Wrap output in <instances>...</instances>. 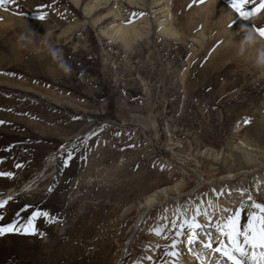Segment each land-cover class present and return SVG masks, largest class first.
<instances>
[{
    "label": "rangeland",
    "instance_id": "obj_1",
    "mask_svg": "<svg viewBox=\"0 0 264 264\" xmlns=\"http://www.w3.org/2000/svg\"><path fill=\"white\" fill-rule=\"evenodd\" d=\"M244 27H264V12L244 21L229 0L0 6V171L16 174L0 178L15 197L0 223L25 224L36 210L54 221L39 217L36 235L0 236V264H114L121 255L119 264H163L180 209L250 206L248 195L264 203V68L255 63L264 38L242 50ZM62 145L75 147L68 167ZM239 147L258 158L246 180L227 177ZM162 189L167 197L147 211ZM165 225L161 236L150 231ZM181 248L191 264L222 259Z\"/></svg>",
    "mask_w": 264,
    "mask_h": 264
},
{
    "label": "snow or ice",
    "instance_id": "obj_2",
    "mask_svg": "<svg viewBox=\"0 0 264 264\" xmlns=\"http://www.w3.org/2000/svg\"><path fill=\"white\" fill-rule=\"evenodd\" d=\"M200 2L203 3L204 0H200ZM9 3H15V0H0V6H6ZM250 5L251 7H249ZM229 6L244 21H250L259 13L264 12V0H229ZM37 18L43 21L46 18V13L38 10ZM255 31L261 38H264V27L256 28ZM5 123L7 122L0 120V125ZM245 123H251V121L245 120ZM62 147L66 154L63 164L68 167L73 159L75 147L71 150L64 145ZM6 150L11 151V147ZM2 162L0 160V163ZM23 167L24 165L20 163L15 164L17 169ZM15 175L12 171H0V178L13 180ZM212 192L218 198L226 194L224 190L213 189ZM227 194L231 195L230 192ZM240 194L241 196L245 195L246 190H240ZM14 199L13 195L5 196L4 192L0 191V210L6 209ZM247 199L251 201L250 206L243 199L238 206L216 204L209 200L207 208L202 207L201 203L191 210L180 209L175 219L170 221V230L174 236L171 244L166 246L164 255L167 259L163 264H191L190 259L184 255L181 245L187 248L190 256L201 261L203 257L211 253L219 254L222 258L216 260L215 264H264V203L256 202L251 195H248ZM149 203L151 204V202ZM16 216L19 217L20 213L17 212ZM41 216L48 218L49 222H54L47 211L36 210L25 224H21L19 220H13L7 224L0 223V236L17 232L36 235L38 229L35 222ZM3 220L4 215L0 212V221ZM166 229L167 225L150 229V231L156 236H161ZM164 238L168 239L167 236ZM194 245L200 246L199 253L193 251ZM145 259L149 262L154 260L151 255L146 256ZM137 264H142V262H137Z\"/></svg>",
    "mask_w": 264,
    "mask_h": 264
},
{
    "label": "bare ground",
    "instance_id": "obj_3",
    "mask_svg": "<svg viewBox=\"0 0 264 264\" xmlns=\"http://www.w3.org/2000/svg\"><path fill=\"white\" fill-rule=\"evenodd\" d=\"M129 33L131 34V32H129ZM135 34L136 33H134V35ZM132 36H129L128 32H124V33H122L121 36H119V38L122 40V42H124V44L128 45V43L130 42ZM246 147H249L248 144L246 145ZM237 150H238V153L236 155H235V153H234V155H231V157L234 158L233 162H235L237 160V168H235V167L232 168L228 172L229 176H227V177H239V178L241 177L243 180H246L247 173L251 170L252 165L257 162L258 158L255 157V155H253L249 151L244 150L242 147L237 148ZM259 159H260V161H264V156H261ZM215 183H217V181ZM181 184H183V183H181ZM208 184H214V182H210ZM178 188L179 187H177L175 189V191H177ZM169 191L170 190H167V189H162L160 191H156V193L153 196L149 197L148 200L146 201V210L150 211L153 207L160 206L161 203L157 201L159 195H164V197H167ZM149 202H151V204ZM142 218H143V216L141 215L139 217L137 223L134 226L135 228L142 221ZM128 243L130 244V241ZM121 257H122V255L117 259V261H115L114 264H119V260L121 259ZM194 263H196V262H194ZM198 263H196V264H198ZM200 264H201V262H200Z\"/></svg>",
    "mask_w": 264,
    "mask_h": 264
},
{
    "label": "clouds",
    "instance_id": "obj_4",
    "mask_svg": "<svg viewBox=\"0 0 264 264\" xmlns=\"http://www.w3.org/2000/svg\"><path fill=\"white\" fill-rule=\"evenodd\" d=\"M241 31L243 33L241 39L242 50L247 47L256 46L260 42L259 36L255 31V29L244 27L241 29ZM255 63L258 67L264 68V46H261L260 48L257 49V56Z\"/></svg>",
    "mask_w": 264,
    "mask_h": 264
},
{
    "label": "water",
    "instance_id": "obj_5",
    "mask_svg": "<svg viewBox=\"0 0 264 264\" xmlns=\"http://www.w3.org/2000/svg\"><path fill=\"white\" fill-rule=\"evenodd\" d=\"M130 246V244L128 243L127 245H126V247H125V249H124V251H123V253H125L126 252V250H127V248ZM122 258H123V256L121 257V259L119 260V263H120V261L122 260Z\"/></svg>",
    "mask_w": 264,
    "mask_h": 264
}]
</instances>
